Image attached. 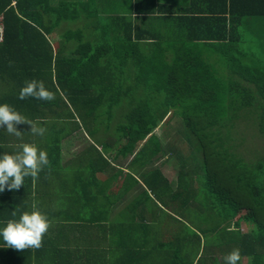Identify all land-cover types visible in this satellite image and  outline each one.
Wrapping results in <instances>:
<instances>
[{
	"label": "trees",
	"instance_id": "obj_1",
	"mask_svg": "<svg viewBox=\"0 0 264 264\" xmlns=\"http://www.w3.org/2000/svg\"><path fill=\"white\" fill-rule=\"evenodd\" d=\"M165 1L0 0V101L32 81L52 95L25 96L16 110L48 128V164L35 178L75 179L66 205L84 212L77 223L104 214L97 173L110 168L127 192L142 179L146 188L113 229L108 264H224L233 252L239 264H264V147L254 158L242 149L245 135L264 137V0H192L174 18ZM175 118V143L163 151L156 129ZM74 133L83 137L77 171L59 168ZM8 145L0 136V151ZM165 155L178 160L175 181L156 166ZM123 160L126 167L117 165ZM30 193L7 192L1 218L18 219L33 204ZM153 209L172 219L164 223ZM91 245L87 257L100 258ZM39 248L42 262L58 254ZM10 250L0 238V264L25 259H9ZM65 255L61 263L74 264L72 246Z\"/></svg>",
	"mask_w": 264,
	"mask_h": 264
},
{
	"label": "crops",
	"instance_id": "obj_2",
	"mask_svg": "<svg viewBox=\"0 0 264 264\" xmlns=\"http://www.w3.org/2000/svg\"><path fill=\"white\" fill-rule=\"evenodd\" d=\"M192 2L194 1L166 0L165 2H163V4L168 5V10L172 12L171 17L174 18L178 15L188 14V8L192 6ZM115 3L119 4L118 0H115L114 4ZM120 8L121 14H127V11L122 10L124 9L123 6H120ZM1 32L2 29L0 27V33ZM20 92L21 89H19L18 93L16 86H14L13 89H10L8 91L4 103L0 101V104H8L16 109L20 102L27 101L26 97H24L23 99L20 98ZM1 95L2 92L0 89V97ZM32 126H35L37 128H43L44 134L42 136L34 134L31 131ZM14 127L18 131H20L18 136L9 134L5 130L6 125L4 126V128H0V136H4L7 139V141L9 142L7 149H10V152H6L7 150H5L0 151V154H3L4 152L13 153L19 150L21 145L24 143L35 144L38 149L44 150V147L41 143L48 134L47 127H44V125H34L32 123L27 122L26 119L25 122L14 125ZM72 139L75 140L74 135L69 139L63 141L64 152L67 150L66 147L70 146V142ZM75 154L76 153L71 156L66 155V153H62L59 168L65 169L66 167H69L72 168L74 171H77V156H75ZM109 170L110 168H108L107 173H97L95 176V180L101 182L104 193L96 209L104 211V214L102 217H93L90 215L88 218H86L84 224H82L80 219V223H77V213L84 212L77 210V206L75 207L66 205L68 204L67 198L71 196L75 197L71 193L72 184L75 182V179L66 180L65 177L55 178L54 176H52V178H49L46 181L42 182L41 180L36 179L32 176L25 177L23 184L20 187L26 188V186H28L32 188L33 193H30V196L32 197L33 204L29 207H26L24 211H31L33 210V208H36L48 217L51 225V230L49 229L50 237H46L45 239L42 238L41 244H44V246L53 247L58 252V254H55L53 251L52 257H44L47 260L42 262L37 259L38 255H43L42 249L33 247L34 252L32 253H28L27 250H25L24 253L23 250H10L8 258L15 259L18 258V255H20V257H25L24 260L20 259L19 261H14L15 264H59L61 263L62 259H65L67 257V255H65L67 247L72 246L74 254H77V256L73 258L74 264H90L95 259L100 261L104 260L105 263L108 264V252L111 248H113L112 245L115 244L114 239L117 235V233L114 232L113 229L114 227L116 228V226L122 224L123 219L121 214L126 215L128 213L130 204V200L128 201L126 198L132 190H135L137 188L136 185H133L134 187L132 186L131 191L127 192L125 188L113 184L112 176L114 174ZM19 188L17 189V195L19 192ZM11 190L13 189H9L6 186L3 193H0V224L6 222L4 218H1L3 216V201H1V199L6 196L7 192ZM110 190L122 191L121 194L123 196L120 203L114 205L110 201L106 205H101V201L107 200L106 197L109 198ZM93 191L99 192V189L94 187ZM87 221L89 222L87 223ZM64 234H68L71 240H67L64 237H60ZM77 238H80V244L78 245ZM91 244L96 245V247L99 248V250L101 251L100 258L87 257L89 250L88 246H92ZM81 252L85 254V257H82L80 255ZM3 260H5V258H3Z\"/></svg>",
	"mask_w": 264,
	"mask_h": 264
},
{
	"label": "clouds",
	"instance_id": "obj_3",
	"mask_svg": "<svg viewBox=\"0 0 264 264\" xmlns=\"http://www.w3.org/2000/svg\"><path fill=\"white\" fill-rule=\"evenodd\" d=\"M35 95L42 100H51L52 95L44 89L43 85H37L35 81L26 82L21 89L20 98ZM25 122L23 117L14 107L8 104H0V128H4L9 134L19 135L14 125ZM31 131L36 135H43L44 129L31 127ZM48 164L47 153L43 149H38L35 144L24 143L19 150L13 153L0 154V192L5 186L9 189H18L25 177H36L39 171ZM15 216V213H13ZM48 217L38 209L24 211L18 219H9L0 224V238L5 248L23 250L27 247L39 248L41 246L42 235L49 227ZM224 264H239V253L233 252L224 261Z\"/></svg>",
	"mask_w": 264,
	"mask_h": 264
},
{
	"label": "rangeland",
	"instance_id": "obj_4",
	"mask_svg": "<svg viewBox=\"0 0 264 264\" xmlns=\"http://www.w3.org/2000/svg\"><path fill=\"white\" fill-rule=\"evenodd\" d=\"M59 32V31H57ZM59 39L58 37L55 38V39H52V44H53V47L54 49L58 48V44L61 45V43H59ZM180 123V119L179 118H175L174 121L168 126L166 127L165 125H161L162 123H160V125L157 127L156 129V133L158 134V137H161V140H162V143H163V151H166L167 149V145L169 143L171 144H174L175 143V134L176 132L174 131L175 130V127H178ZM72 127V125H70ZM100 128V126H99ZM99 128H98V131H99ZM101 132H99L100 134ZM75 136V140L74 142L71 140L70 142V146H68L67 148V151L70 153V155H73L74 153H77V150H79L82 145H83V142L81 139L79 138H83L81 137L78 133L77 134H73ZM245 137H247V140L246 142L243 143V146H242V149H244V153H250V154H253L252 155V158H254V153L256 152H260L261 149L264 147V137H255L254 139L251 137V136H247L245 135ZM246 145V146H245ZM245 148H249L251 150V152H246V149ZM255 150V152H253ZM162 152H160L159 154H161ZM163 155V154H161ZM199 155V154H198ZM248 157L250 156L249 154H246ZM200 156V155H199ZM188 160L190 161V157L187 156ZM177 162L178 160L175 159V158H171L169 157V155H165L164 158L162 160L159 161V163L156 165L157 167H161L163 170H168L169 168V171H170V175H168L170 178H172V180H176L177 177H178V169H179V166L177 165ZM196 163H199V160L197 158L196 160ZM117 165L119 166H127V162L125 160L121 162H117ZM175 167V168H172V167ZM193 168V167H191ZM186 176V175H185ZM139 180V179H138ZM140 182V180H139ZM140 186L137 187L135 190H132L128 197L126 198L128 201L131 200L136 194L139 196L140 193H142L144 191V189L146 188L145 185H143L142 183V179H141V183H139ZM122 191L120 190H115V191H112L110 190L109 192V200H103L101 201V205H106L108 204L110 201L112 204L116 205L118 203H120L121 199H122ZM151 204V203H150ZM150 206V205H149ZM153 207L155 205H152ZM161 206V205H160ZM162 209L166 210V208L164 206H161ZM155 210L156 209H160L159 207H156L154 208ZM153 209V212H154V215H157L160 219H162V221L164 223H167L168 221H170L172 219V217L170 215H159L155 210ZM130 217V216H129ZM144 217L146 219H149L150 217V214H149V211H148V206H146V209L144 211ZM243 230L245 231V225L243 226ZM115 257V256H114ZM115 262H116V258H115Z\"/></svg>",
	"mask_w": 264,
	"mask_h": 264
}]
</instances>
